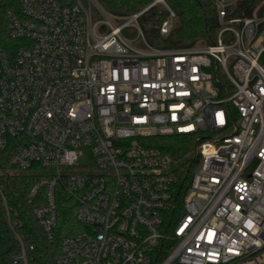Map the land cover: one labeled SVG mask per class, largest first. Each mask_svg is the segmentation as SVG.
<instances>
[{
	"label": "built area",
	"instance_id": "obj_1",
	"mask_svg": "<svg viewBox=\"0 0 264 264\" xmlns=\"http://www.w3.org/2000/svg\"><path fill=\"white\" fill-rule=\"evenodd\" d=\"M240 2L214 0L212 42L158 47L139 17L164 5L168 35L166 0L122 17L97 0H13L0 46L13 264H264V14ZM11 170L36 178L27 198L49 242L59 196L73 204L80 228L51 261L7 201Z\"/></svg>",
	"mask_w": 264,
	"mask_h": 264
},
{
	"label": "trees",
	"instance_id": "obj_2",
	"mask_svg": "<svg viewBox=\"0 0 264 264\" xmlns=\"http://www.w3.org/2000/svg\"><path fill=\"white\" fill-rule=\"evenodd\" d=\"M108 12L115 16H127L140 11L154 0H97ZM263 0H241L240 14L251 16L263 15L264 5L258 8ZM175 11L176 17L170 33L162 36L159 33V25L167 17L168 11L162 4H156L146 10L140 17L139 23L147 40L158 47H183L193 45L199 41L212 42L219 31L217 11L214 0H166ZM13 0H0V46L7 45L9 40L6 28L5 11ZM264 25V22H263ZM169 151L174 153L186 152L181 146L178 137L167 139ZM13 154L12 148H0V171L14 169L10 159ZM36 178L31 174L13 173L3 175L2 181L7 188V201L14 206L25 220L27 227L36 237L38 245L44 250H51L48 260H53L59 251L63 238L73 233L80 225L73 218V204L63 194L59 196L60 219L56 238L49 242L41 233L39 226L33 217L34 202H29L27 193ZM44 201L43 192L39 200ZM16 239L10 230L4 203L0 197V264H13L12 255L16 250Z\"/></svg>",
	"mask_w": 264,
	"mask_h": 264
},
{
	"label": "rangeland",
	"instance_id": "obj_3",
	"mask_svg": "<svg viewBox=\"0 0 264 264\" xmlns=\"http://www.w3.org/2000/svg\"><path fill=\"white\" fill-rule=\"evenodd\" d=\"M264 5V0L258 5V7H257V9L258 8H261V6H263ZM164 6V5H163ZM147 7V6H146ZM146 7H144V8H146ZM165 7V6H164ZM144 8H142V9H144ZM141 9V10H142ZM12 171V170H11ZM12 172H14V173H16L15 171H12Z\"/></svg>",
	"mask_w": 264,
	"mask_h": 264
}]
</instances>
